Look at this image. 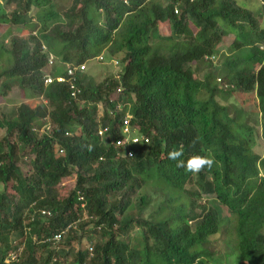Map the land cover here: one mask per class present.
Masks as SVG:
<instances>
[{
  "label": "trees",
  "instance_id": "trees-1",
  "mask_svg": "<svg viewBox=\"0 0 264 264\" xmlns=\"http://www.w3.org/2000/svg\"><path fill=\"white\" fill-rule=\"evenodd\" d=\"M245 1L0 0V97L30 99L0 110V260L264 264V0ZM125 115L138 143L115 144Z\"/></svg>",
  "mask_w": 264,
  "mask_h": 264
},
{
  "label": "rangeland",
  "instance_id": "rangeland-1",
  "mask_svg": "<svg viewBox=\"0 0 264 264\" xmlns=\"http://www.w3.org/2000/svg\"><path fill=\"white\" fill-rule=\"evenodd\" d=\"M246 3H247V5L250 7L251 5L252 6H255V5H257V1L256 0H247V1H245ZM26 19H27V16H26ZM19 22H21L20 20L18 21V23ZM8 25L7 24H1L0 23V32H3L5 29H6V27H7ZM188 26V28H185V30L188 32L189 31V33H191V34H194L196 31H195V29H194V27L191 25V24H188L187 25ZM14 31L13 32H25V30H22L21 29V27H19V26H15V27H13L12 28ZM169 30L170 29H168V26H167V24H164V23H157V25H156V38H167L169 35H170V33H169ZM0 34H2V33H0ZM228 37V42H229V40H230V38H231V36L229 35V36H227ZM5 39L3 40V42L5 43ZM227 41V40H226ZM7 44V42L5 43V45ZM219 48V47H218ZM222 49V48H221ZM14 51H16V49L14 48ZM102 55V54H101ZM10 60V56H9V54L7 53V52H1V50H0V68L2 67V64L4 63H6L7 61H9ZM104 62H106L105 64H104V71H103V73L105 72V71H110L111 69L113 70V66L115 65V67H116V65H117V63L116 64H114L113 62L110 64L109 63V59H107V60H104ZM108 68V69H107ZM253 68V66L251 67V69ZM102 69H103V66H102ZM227 95L226 94H223V97H226ZM228 97H230V96H228ZM26 99V100H25ZM22 101H30V99H27V98H22L21 96H20V94H19V92L17 91V90H13V91H8V93L6 94V95H4L3 97H0V110H6V108L7 107H10V106H12V105H17V104H20V103H22ZM35 101V100H34ZM24 103V102H23ZM250 107H252V106H250ZM249 106H247V108L249 109L250 108ZM43 130V129H42ZM2 131H0V134H2L1 133ZM259 132V131H258ZM253 148V150L255 151V152H258V153H261L262 151H263V149H264V144H263V142H262V140H261V138L260 137H256L255 138V143H254V146H252ZM25 169V168H24ZM72 184H73V180L72 179H70V178H66V179H64L61 183H60V186L58 187L57 186V189L59 190V192H61L62 194H65L69 189H70V187L72 186ZM1 188H2V186H1V184H0V190H1ZM206 203H211V204H213V205H215V203H216V201H212V200H209V201H207ZM215 207L217 208V211H218V213H219V216L221 217V218H225L226 216H228V214H229V212L223 207V206H221L220 204H216L215 205ZM224 223V221L222 222V224ZM223 233H221V234H218V235H215L214 236V238H213V240H215V243H214V241H213V244L215 245V248L216 249H218L219 251L220 250H222V246H223V244H224V242H223ZM226 239V235H225V237H224V240ZM21 246V244H19V247ZM229 246L230 245H227L226 246V249L227 248H229ZM235 257H236V255L234 256L233 255V257H230L229 259H228V262H229V264H232V259L234 258L235 259ZM66 264H73L72 263V261H70V262H66ZM75 264V263H74Z\"/></svg>",
  "mask_w": 264,
  "mask_h": 264
},
{
  "label": "built area",
  "instance_id": "built-area-1",
  "mask_svg": "<svg viewBox=\"0 0 264 264\" xmlns=\"http://www.w3.org/2000/svg\"><path fill=\"white\" fill-rule=\"evenodd\" d=\"M99 60H101V58H102V55H99L98 57H97ZM112 62L114 63V64H116L117 63V60H112ZM84 68V63H81V64H78V65H76V66H74V67H70V66H66V68H65V72H66V74L68 75V76H72L73 75V72L75 71V70H82ZM55 79L57 80V81H59V82H62V81H67L68 82V84H69V87L70 88H74V85H73V83H72V77L71 78H68V79H65V77L64 76H60V75H58V76H56L55 77ZM52 80V78H51V76H46L45 77V79H44V81L45 82H49V81H51ZM117 90H119V89H117ZM72 93H73V91H72ZM128 119H129V116L128 115H125L124 117H123V119H122V125H121V130H122V132H123V134H124V137H123V139L121 140V139H117L116 141H115V144H118V145H120L121 143H127V142H130V143H138L139 141H140V138H138L137 136H135V135H129L128 134V132L129 131H134V130H131V128L129 127V123H128ZM106 130V128H103V129H100L99 131H98V133H102L103 131H105ZM143 141H147V139L146 138H144L143 139ZM126 154L127 155H131V151L130 150H126ZM59 236V234H54L52 237L53 238H57ZM17 259V252L16 251H12V250H10V251H8V252H6L4 255H3V258H2V260H0V263L2 262V263H8L9 261H11V260H16Z\"/></svg>",
  "mask_w": 264,
  "mask_h": 264
},
{
  "label": "clouds",
  "instance_id": "clouds-1",
  "mask_svg": "<svg viewBox=\"0 0 264 264\" xmlns=\"http://www.w3.org/2000/svg\"><path fill=\"white\" fill-rule=\"evenodd\" d=\"M88 150H92V145H88ZM184 155L185 153L183 147H180L179 149L173 148L168 152V158L170 160L176 161L178 167H183L186 171L192 173H198L205 168H211L214 163V159L211 156L192 154L189 155L186 160H184L182 159ZM0 264L7 263L1 262Z\"/></svg>",
  "mask_w": 264,
  "mask_h": 264
}]
</instances>
